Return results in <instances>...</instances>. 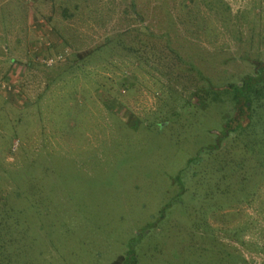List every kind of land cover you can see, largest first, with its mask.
Returning a JSON list of instances; mask_svg holds the SVG:
<instances>
[{
	"label": "rangeland",
	"instance_id": "obj_1",
	"mask_svg": "<svg viewBox=\"0 0 264 264\" xmlns=\"http://www.w3.org/2000/svg\"><path fill=\"white\" fill-rule=\"evenodd\" d=\"M259 61L264 0H0V264H264V121L193 95Z\"/></svg>",
	"mask_w": 264,
	"mask_h": 264
},
{
	"label": "trees",
	"instance_id": "obj_2",
	"mask_svg": "<svg viewBox=\"0 0 264 264\" xmlns=\"http://www.w3.org/2000/svg\"><path fill=\"white\" fill-rule=\"evenodd\" d=\"M198 74L203 79L205 85H199V87H196V91L193 95H195L197 102H201L206 107L209 105L212 106L227 103V105H229L235 112V118L232 119V121H248L246 127L239 125L232 128L231 132H229L230 135L236 132L239 128H252V130H254L259 122L264 121V118L261 115V108L263 105H259V99H256L255 97V92L259 88L263 89L264 87V62H257V64H255L254 73L247 75L239 83H228L222 86H217L208 78L203 77L201 73ZM230 123L231 121L226 123L227 129L221 134L223 137L229 135L227 134V130L230 129ZM220 143L221 142H218L212 145L211 148L218 150L220 148ZM192 162V159L189 160V165ZM2 219H4V216L0 213V220ZM136 240L137 239L130 242L128 255L120 257L113 264H132L136 261V252L134 249Z\"/></svg>",
	"mask_w": 264,
	"mask_h": 264
},
{
	"label": "built area",
	"instance_id": "obj_3",
	"mask_svg": "<svg viewBox=\"0 0 264 264\" xmlns=\"http://www.w3.org/2000/svg\"><path fill=\"white\" fill-rule=\"evenodd\" d=\"M64 59V55L60 54L58 55V57L53 58V57H49L47 59H44L43 62L47 65V66H52L54 65L57 61H62ZM6 89V85H2L0 86V89Z\"/></svg>",
	"mask_w": 264,
	"mask_h": 264
},
{
	"label": "crops",
	"instance_id": "obj_4",
	"mask_svg": "<svg viewBox=\"0 0 264 264\" xmlns=\"http://www.w3.org/2000/svg\"><path fill=\"white\" fill-rule=\"evenodd\" d=\"M32 15H33V9H32V11L30 12L29 16L32 17Z\"/></svg>",
	"mask_w": 264,
	"mask_h": 264
}]
</instances>
